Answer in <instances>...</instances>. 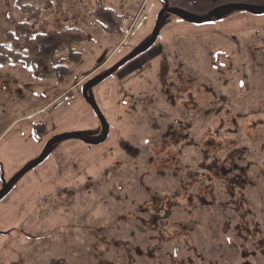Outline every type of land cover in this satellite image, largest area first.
Segmentation results:
<instances>
[{
    "label": "rangeland",
    "instance_id": "obj_1",
    "mask_svg": "<svg viewBox=\"0 0 264 264\" xmlns=\"http://www.w3.org/2000/svg\"><path fill=\"white\" fill-rule=\"evenodd\" d=\"M35 4L70 73L0 65V264H264V0Z\"/></svg>",
    "mask_w": 264,
    "mask_h": 264
},
{
    "label": "trees",
    "instance_id": "obj_2",
    "mask_svg": "<svg viewBox=\"0 0 264 264\" xmlns=\"http://www.w3.org/2000/svg\"><path fill=\"white\" fill-rule=\"evenodd\" d=\"M12 2V7L19 14L20 19L13 32L6 36L5 43H0V65L20 64L23 66H29L34 73V76L41 81L56 80L60 84L66 82L68 80L70 70L65 64H63V59H59L55 65H52L50 61V64L46 66L48 69L41 73L37 70V67L28 64L26 60L27 57L21 56L19 52L23 49L26 50L23 45V41L26 40L24 39L25 36H27L30 40H32L29 37L31 34L35 36V38L38 36H44L43 33H40L37 31V29H35L41 25V23H38L40 18V9L35 4V0H13ZM27 27H29L31 30L29 34H27V32L24 30ZM6 43H8L10 46H7ZM36 46L37 52L44 53L43 46H38V44H36ZM70 46L71 43L62 46L57 51L52 53L54 55L52 58L55 57L57 52L61 53L66 49V47ZM69 56L73 64H76L79 61L78 58L80 59L81 57L80 54L74 55V53H70ZM42 130L44 131V129ZM230 178L232 177L230 176ZM243 187H245V185L238 188Z\"/></svg>",
    "mask_w": 264,
    "mask_h": 264
},
{
    "label": "crops",
    "instance_id": "obj_3",
    "mask_svg": "<svg viewBox=\"0 0 264 264\" xmlns=\"http://www.w3.org/2000/svg\"><path fill=\"white\" fill-rule=\"evenodd\" d=\"M41 110H43V108H42ZM35 155H37V154H35ZM7 163H8V161H7ZM28 163H29V162H28Z\"/></svg>",
    "mask_w": 264,
    "mask_h": 264
},
{
    "label": "water",
    "instance_id": "obj_4",
    "mask_svg": "<svg viewBox=\"0 0 264 264\" xmlns=\"http://www.w3.org/2000/svg\"><path fill=\"white\" fill-rule=\"evenodd\" d=\"M37 163H38V162H37ZM37 163H36V164H37Z\"/></svg>",
    "mask_w": 264,
    "mask_h": 264
},
{
    "label": "flooded vegetation",
    "instance_id": "obj_5",
    "mask_svg": "<svg viewBox=\"0 0 264 264\" xmlns=\"http://www.w3.org/2000/svg\"><path fill=\"white\" fill-rule=\"evenodd\" d=\"M83 141V140H82Z\"/></svg>",
    "mask_w": 264,
    "mask_h": 264
}]
</instances>
